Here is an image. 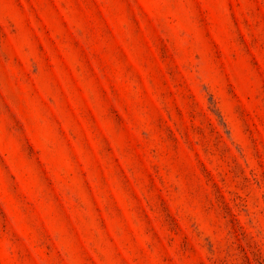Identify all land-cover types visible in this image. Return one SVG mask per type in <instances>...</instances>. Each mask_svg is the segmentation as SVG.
I'll return each instance as SVG.
<instances>
[{
	"label": "rangeland",
	"instance_id": "rangeland-1",
	"mask_svg": "<svg viewBox=\"0 0 264 264\" xmlns=\"http://www.w3.org/2000/svg\"><path fill=\"white\" fill-rule=\"evenodd\" d=\"M0 264H264V0H0Z\"/></svg>",
	"mask_w": 264,
	"mask_h": 264
}]
</instances>
